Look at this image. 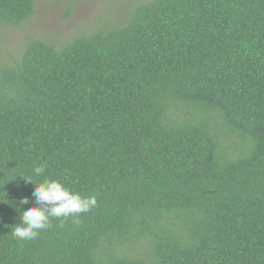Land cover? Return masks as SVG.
Returning a JSON list of instances; mask_svg holds the SVG:
<instances>
[{
    "label": "trees",
    "instance_id": "1",
    "mask_svg": "<svg viewBox=\"0 0 264 264\" xmlns=\"http://www.w3.org/2000/svg\"><path fill=\"white\" fill-rule=\"evenodd\" d=\"M37 1L0 0V25ZM9 63L0 264H264V0H149L123 26L31 39ZM26 176L98 206L14 238L17 209L36 204Z\"/></svg>",
    "mask_w": 264,
    "mask_h": 264
},
{
    "label": "rangeland",
    "instance_id": "2",
    "mask_svg": "<svg viewBox=\"0 0 264 264\" xmlns=\"http://www.w3.org/2000/svg\"><path fill=\"white\" fill-rule=\"evenodd\" d=\"M147 1L38 0L34 13L21 25H0V66L19 63L31 39H41L59 48L76 36L123 26L133 10ZM183 111L191 119L200 113L194 108Z\"/></svg>",
    "mask_w": 264,
    "mask_h": 264
},
{
    "label": "clouds",
    "instance_id": "3",
    "mask_svg": "<svg viewBox=\"0 0 264 264\" xmlns=\"http://www.w3.org/2000/svg\"><path fill=\"white\" fill-rule=\"evenodd\" d=\"M46 165L41 164L33 169L35 176H41ZM27 180L35 184L33 196L36 204L20 211V222L11 230L12 236L20 240L35 239L41 230L51 227L52 220L61 219L80 223V215L88 213L98 206L96 194L83 195L68 187L59 179L45 177L36 182L31 176ZM29 198L20 200L21 205L29 204Z\"/></svg>",
    "mask_w": 264,
    "mask_h": 264
}]
</instances>
